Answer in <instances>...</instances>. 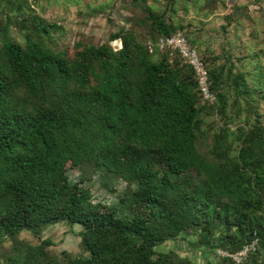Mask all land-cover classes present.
I'll use <instances>...</instances> for the list:
<instances>
[{"label":"trees","instance_id":"trees-1","mask_svg":"<svg viewBox=\"0 0 264 264\" xmlns=\"http://www.w3.org/2000/svg\"><path fill=\"white\" fill-rule=\"evenodd\" d=\"M37 1L0 0V233L15 250L6 263L196 264L157 249L185 234L229 253L256 242L240 262L215 264H264V49L201 52L216 94L209 102L188 61L157 45L186 29L174 16L181 0H164L163 10L160 0H84L88 15L121 5L134 22L72 48L58 47L53 33L63 27L43 18ZM238 9L248 6L232 7L227 24ZM89 173L110 188L125 181L119 202L96 203ZM63 221L81 225L89 257H59L48 237L21 238Z\"/></svg>","mask_w":264,"mask_h":264},{"label":"rangeland","instance_id":"rangeland-1","mask_svg":"<svg viewBox=\"0 0 264 264\" xmlns=\"http://www.w3.org/2000/svg\"><path fill=\"white\" fill-rule=\"evenodd\" d=\"M69 0H38L36 8L40 15L52 22H57L63 27L62 31L54 32L58 47L72 48L78 40L101 44L108 40L109 34L118 30L121 26H130L133 24L134 13L124 6L117 5L97 15H88L86 11V1L80 4H73ZM90 1V0H88ZM106 1V0H97ZM156 2L159 10L165 9V1ZM152 2V1H150ZM205 0L195 5L192 0H181L176 5V19H183L186 29L185 33H192L193 38H197L200 43L198 50L201 54H206V49L210 48L216 53H221L223 47H227L234 55H242L247 50L255 48L264 49V2L261 4L252 3L250 0H225L226 6H223L222 0L216 4L206 6ZM112 5V4H111ZM244 5L248 10H244ZM240 6L244 15L240 16V9L234 10L236 15L231 24H227L225 15L232 7ZM140 15L142 14L141 11ZM140 29L144 28L137 25ZM224 25L226 27H224ZM192 31V32H191ZM13 34L20 37L17 30ZM113 46L118 44L111 42ZM246 50V51H247ZM245 51V52H246ZM261 111L264 114V100L261 103ZM222 123V120H220ZM81 172L72 169L69 171L71 179H79ZM90 179L86 181L85 186L90 187L93 193L94 201L102 202L105 205H113L119 202L120 197L125 191L126 182L122 179H113V186L104 184V178L99 173H89ZM111 180V179H110ZM81 225H70L66 221L49 224L43 235L37 237L29 230L20 232L21 238L28 244H39L44 238L53 240L54 244L49 250L62 257V251H68L73 256L87 258L90 253L81 244L79 231ZM158 250L168 251L174 249L182 256L191 258L194 263H204L211 261L215 264L221 257L218 249H211L198 242L194 235L181 234L177 239H169L157 246ZM15 253L13 242L10 237L0 233V264H7V256ZM243 259V258H242ZM241 259V260H242Z\"/></svg>","mask_w":264,"mask_h":264},{"label":"built area","instance_id":"built-area-1","mask_svg":"<svg viewBox=\"0 0 264 264\" xmlns=\"http://www.w3.org/2000/svg\"><path fill=\"white\" fill-rule=\"evenodd\" d=\"M116 44H118V47H121V40H117ZM157 45L162 49L170 48L174 51H178L179 54L185 58L194 69L203 98L209 102L216 100V94L211 90L210 87L211 81L208 68L203 61L199 50L190 43L186 33L183 30H179L173 35L159 37ZM153 47V43H149V48L151 51H153ZM255 243L256 242H253L235 253H229L223 249H219L218 253L223 257L228 256L234 259L236 262H240L244 256H246L251 250L255 249Z\"/></svg>","mask_w":264,"mask_h":264}]
</instances>
